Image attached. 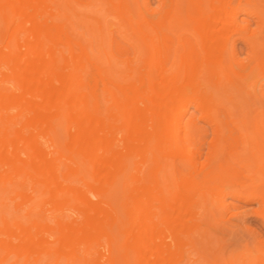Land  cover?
I'll list each match as a JSON object with an SVG mask.
<instances>
[{
  "label": "bare ground",
  "instance_id": "6f19581e",
  "mask_svg": "<svg viewBox=\"0 0 264 264\" xmlns=\"http://www.w3.org/2000/svg\"><path fill=\"white\" fill-rule=\"evenodd\" d=\"M157 3L0 0V264H203L228 197L264 221V0Z\"/></svg>",
  "mask_w": 264,
  "mask_h": 264
},
{
  "label": "rangeland",
  "instance_id": "374dc122",
  "mask_svg": "<svg viewBox=\"0 0 264 264\" xmlns=\"http://www.w3.org/2000/svg\"><path fill=\"white\" fill-rule=\"evenodd\" d=\"M157 2L158 0H149L150 7H157ZM109 20L108 22H112L111 19ZM79 30L83 29L79 28ZM237 46L243 45L240 42ZM250 108L253 113L264 111V97L261 100H254ZM227 204L231 206L234 216L230 222L219 219V225L211 229L209 241L204 245L206 259L201 261L203 264H211L215 257L217 264H251L249 262L253 259L257 260V254L261 252V243L264 241V221L254 213L258 203L228 197Z\"/></svg>",
  "mask_w": 264,
  "mask_h": 264
}]
</instances>
